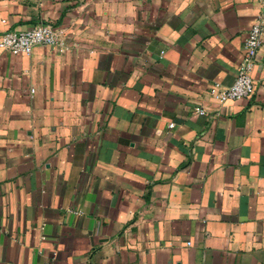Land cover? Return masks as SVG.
<instances>
[{
	"label": "crops",
	"instance_id": "0c3cea01",
	"mask_svg": "<svg viewBox=\"0 0 264 264\" xmlns=\"http://www.w3.org/2000/svg\"><path fill=\"white\" fill-rule=\"evenodd\" d=\"M260 9L0 0L70 46L0 49V264H264V29L253 93L213 90Z\"/></svg>",
	"mask_w": 264,
	"mask_h": 264
},
{
	"label": "built area",
	"instance_id": "2783aa9c",
	"mask_svg": "<svg viewBox=\"0 0 264 264\" xmlns=\"http://www.w3.org/2000/svg\"><path fill=\"white\" fill-rule=\"evenodd\" d=\"M260 11L251 22L242 45L241 59L237 65L233 81L216 87L218 100L238 99L250 96L254 91V82L251 76L252 69L258 59V51L262 43L264 29V0H259ZM37 44L53 46L58 52L69 49L55 26L50 22H41L26 29H7L0 33V49L30 53ZM34 91V88L30 89ZM195 111L205 113L204 107L195 106ZM170 126L173 125L171 122Z\"/></svg>",
	"mask_w": 264,
	"mask_h": 264
}]
</instances>
